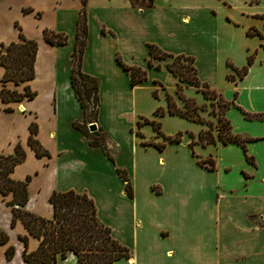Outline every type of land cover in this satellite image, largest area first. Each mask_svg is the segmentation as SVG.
<instances>
[{"label":"crops","instance_id":"1","mask_svg":"<svg viewBox=\"0 0 264 264\" xmlns=\"http://www.w3.org/2000/svg\"><path fill=\"white\" fill-rule=\"evenodd\" d=\"M216 1L221 2L153 0L150 8L142 9L129 0H0V43L16 42L22 35L36 44L32 77L19 84L0 81V89L20 93L27 86L34 92L20 100L0 98V155L11 154L16 143L24 151L9 175L15 180L29 176L25 210L50 218L51 191H83L92 199L98 220L129 249L122 264H264V227L250 221L264 212V120L247 119L241 112H264V77L234 86L229 102L238 111L228 108L227 120L236 134L252 140L245 142V152L234 143L221 144L212 170L201 167L179 142L165 141L154 149L137 144L131 131L141 117L136 106L139 90L161 89L162 82L174 88L177 81L166 69L169 57L153 58L147 66V44L168 54L192 56L197 79L214 86L220 61ZM81 9L85 37L79 69L97 80L95 122L106 136V148L113 150V161L100 146L87 145L86 137L72 126L82 121L69 83ZM252 12L264 23V2ZM44 29L65 35V42L48 43ZM260 49L263 56L258 59L264 63ZM221 62L227 68L223 76H233L228 82L236 85L245 78H236L234 69L239 67L227 58ZM122 65L144 69L145 79L130 85ZM3 71L0 66V79ZM30 123L35 126L32 137L46 155L35 156L27 145ZM245 154L252 156L251 163ZM116 168L129 179L130 198ZM179 172L184 182H168L164 176L177 179ZM140 175L146 176L143 182ZM220 175L226 182L232 175L236 183L225 185ZM10 198V193H0V229L7 234L6 243L0 244V264H26L18 236H26L27 251L34 250L38 240L19 219L10 226ZM7 245L14 248L10 259L5 258ZM66 259L76 264L72 253H66Z\"/></svg>","mask_w":264,"mask_h":264},{"label":"trees","instance_id":"2","mask_svg":"<svg viewBox=\"0 0 264 264\" xmlns=\"http://www.w3.org/2000/svg\"><path fill=\"white\" fill-rule=\"evenodd\" d=\"M130 4L136 8H150L153 0H129ZM82 4L85 0H81ZM83 9L80 10L76 20V29L74 34L73 49L71 52V59L73 61L69 72V83L76 100L82 110V121L80 123L74 122L72 126L82 132L86 137L87 145L100 146L106 158L113 161L111 156L106 152V147L97 138L95 132L88 133L86 125L88 124V103L89 100L94 105V121L97 114V80L94 77L82 73L79 69V57L83 48V40L85 37ZM246 35H257L260 39H264V35L256 29H246ZM44 39L48 43L61 44L65 42V35L60 33H53L52 31L44 29L42 31ZM148 58L146 59L147 66H152L151 59H164L171 57L172 59L166 64V69L171 72L176 78V89H181V84H190L195 88V91L200 92L205 99L211 100L209 95L213 92L208 90V85L200 82L196 77V70L193 65V57L184 54H168L161 51L153 44H147ZM264 48V45L262 44ZM36 44L33 39H26L19 35V40L16 42L0 43V66L4 71L0 79L1 82L11 81L14 84H19L29 80L32 77V64L35 55ZM252 62V55L246 57V62L239 68H235L236 78H242L248 66ZM129 74V83L133 85L145 79V70L136 66L122 65ZM157 66V65H156ZM184 69H191L194 71L195 77L188 78L184 74ZM227 80H233V76L226 75ZM177 93V92H176ZM34 92L30 91L27 86L23 87V91L18 93L14 90L0 89V98L3 101L20 100L22 97L31 98ZM152 95L155 97V90H152ZM178 98L187 104L188 98H184L180 92L177 93ZM165 109L157 107L154 115H162L166 112L169 115H176L189 121L200 123L199 117L194 113L196 106L190 109L178 108L169 95L165 96ZM222 101L224 109L230 105V102ZM188 111V112H187ZM190 111V112H189ZM242 114L247 119L264 120V112L248 113L242 111ZM194 113V114H192ZM228 123V120L225 119ZM141 123H150L152 128L158 132V123L153 120L145 118L142 121L136 122L137 128ZM29 134L26 143L34 151L35 156L46 155L47 152L33 139L32 134L35 133V126L33 123L28 125ZM203 133L207 136L203 140ZM135 134L142 137L138 131ZM168 141H178V137H163ZM215 139L219 140L221 144L234 143L241 147L245 152V142L252 140L243 138L240 135L226 131L224 135L218 131L216 138L208 132L199 131L198 140L203 146L205 144H214ZM143 144H150L143 142ZM163 143L155 144L157 149L163 147ZM24 158V151L19 143H16L13 152L7 155H0V193L11 194L10 200L7 204L10 206V226L14 221L19 219L27 233L38 240L37 246L32 251L26 249V236H18L22 241L23 248L21 250V258L26 264H55L56 259H63L66 253H72L76 264H114L119 259H127L130 256L129 249L119 243L112 237L110 229L101 223L96 215V208L92 199L83 191L77 192L73 189L64 191H51L48 195V202L52 209L50 218L34 214L24 209L27 201V183L29 176H25L22 180H15L10 177V172L13 166L22 161ZM247 162H252V156L245 154ZM197 163L206 166V169H214V162L210 158L200 159ZM116 173L124 182L123 190L127 197L132 196L131 186L123 169L116 168ZM7 241V234L0 229V244ZM14 248L12 245H7L5 248V258L10 259L13 255Z\"/></svg>","mask_w":264,"mask_h":264},{"label":"rangeland","instance_id":"3","mask_svg":"<svg viewBox=\"0 0 264 264\" xmlns=\"http://www.w3.org/2000/svg\"><path fill=\"white\" fill-rule=\"evenodd\" d=\"M263 2V0H221V2L216 1L217 8L215 10V13L217 18L216 23L218 25L217 35L219 46L217 56L219 57L220 61L217 65L218 76H216L214 80V86L212 87L207 84V89L209 91H213L209 95V97H211V100L205 99L200 92L195 91V88L192 85L189 84L190 86H192L190 87L184 82L181 84V89H176L175 86L174 88H167L163 82L161 83V89L142 88L138 92L136 102V106L138 111L140 112L139 114L141 115V117H138L136 122L142 121L143 118L147 120H153L154 122L158 123V132L152 128L150 123H141L138 128L137 124L132 125L131 131L135 135L133 136V139L137 144L149 142L150 144L144 145L146 147L151 146L155 149V144L168 141L166 139H163V137H173L176 135L178 137L177 142H179V144L183 145L184 147H187L188 153H192L196 161L200 159L210 158L215 163V155L220 148L221 142L215 139L214 144L208 143L202 146L200 144L201 141L198 140V133L199 131H206L214 138H216L218 131H220L221 135H224L226 131L237 133L232 129V126H234L232 121H228L227 123L225 119H230L226 116V110L228 108L229 111L234 113L237 112L238 109L235 106L234 107L237 110L234 108H230L232 106L231 104L228 105L226 109H224L221 100L223 99L229 102L234 97V86H242L248 83H254L256 80L262 79L264 77V63L259 62L258 59L263 56L261 55L262 52H260L259 54V51H261L260 47H262V44L264 45V39H260L257 35H246L245 33L246 29H256L258 32L264 35V33L258 30L264 29L263 21L260 20L257 15L252 12L253 10H255V7H257V5H260ZM250 54L252 55V62L247 68L248 71L245 75V78L241 81L236 80V85L234 83L228 82L222 74L224 72L227 73V68L224 67L221 60L225 57L228 61L233 63V65L240 67L245 64L246 57ZM169 59L171 60L172 58L169 57ZM226 64L228 66L229 62H227ZM184 71V74L187 75L188 78L193 79L195 77L193 70L184 69ZM152 90H155V97L152 95ZM176 92H180L184 98H188L186 105H184L183 102L178 98ZM166 95H169L174 101L175 105L180 109H190L192 106H196V110H194V113L199 117L201 122L196 123L178 117L176 115H168L166 112H164L161 116L154 115L153 111L157 107H161L163 110L165 109ZM90 101H92V99L89 100L87 108L88 121H90L88 122V124H94V130L89 131L86 127V131L88 133L95 132L99 141L106 147V136L94 121V105H92ZM178 101L180 105L178 104ZM135 131H138L142 137L137 136L135 134ZM127 133L129 135L128 131ZM205 138H207V136L205 135V133H203V140H205ZM123 141L126 142L124 136ZM105 149L106 152L110 156H112L113 150L109 147ZM146 159H148V157H146ZM253 164L254 163H252V165ZM200 166L206 169L205 165L200 164ZM228 168H230L229 165H227L224 170H227ZM238 174L242 176L240 172ZM168 175V173L164 174L168 182L175 180L184 182L183 172L178 173L177 179H173V177L168 178ZM227 175L228 173L225 174L226 177ZM144 177L146 176L140 175V181L143 182ZM223 177V175H220L219 178L222 179ZM226 177H224L225 185H233L236 183L235 181V183L232 182L234 178L232 177V175L227 178V182ZM220 197L221 196L219 195V193L216 192V198ZM250 221H253L255 224L264 227V212H261L260 216L256 215L254 216V218H250ZM123 260L124 259H119L115 261L114 264H122ZM55 263L74 264V261L66 259L65 256L63 259H56Z\"/></svg>","mask_w":264,"mask_h":264},{"label":"water","instance_id":"4","mask_svg":"<svg viewBox=\"0 0 264 264\" xmlns=\"http://www.w3.org/2000/svg\"><path fill=\"white\" fill-rule=\"evenodd\" d=\"M87 129H88L89 131L94 130V124H92V123L88 124V125H87Z\"/></svg>","mask_w":264,"mask_h":264}]
</instances>
